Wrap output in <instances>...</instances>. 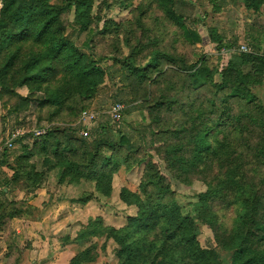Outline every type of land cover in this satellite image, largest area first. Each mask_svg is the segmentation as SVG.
Wrapping results in <instances>:
<instances>
[{
    "label": "trees",
    "instance_id": "16d2710c",
    "mask_svg": "<svg viewBox=\"0 0 264 264\" xmlns=\"http://www.w3.org/2000/svg\"><path fill=\"white\" fill-rule=\"evenodd\" d=\"M151 2L164 20L181 30L187 45L200 42L199 35L185 27L175 12L174 0ZM208 2L217 12L221 0ZM240 4L258 13L264 0H241ZM93 9L94 0L57 4L53 0H0L1 105L15 101L8 109L14 114L28 110L32 102L39 111H48L44 135L30 146L20 145L12 158L6 148L0 153V168L11 172L0 181V227L15 218L31 221L36 211L26 202L24 208L23 202L5 201L4 191L32 194L49 172L55 173L58 186L89 182L93 193L110 198L117 167L122 164L129 169L127 153L137 151L132 133L141 139L142 132L132 127L129 135L115 131V142L109 117L87 137L80 136L79 125L60 126L57 120L65 116L75 121L106 82H116L115 98L122 91L127 101L121 102L129 105L121 115L140 113L151 136L149 150L162 157L175 181L188 185L196 179L205 191L195 197L191 211L184 213L173 199L167 178L156 164L146 162L139 192L122 188L118 195L121 204L136 209L135 215L119 229L90 222L96 227L82 230L76 241L82 245L92 237H103L113 242L117 264H264V103L256 92L264 85V40L253 39V48L243 53L233 50L218 29L207 28L209 42L228 54L226 64L217 69L203 56L188 62L182 55L162 50L137 21L140 38L132 46L126 42V56L111 58V67L118 66L111 73L110 67L102 65L108 59L83 53L65 34L69 20L86 32L93 22ZM107 28L104 24L100 34ZM168 71H172L170 83L166 82L158 98H152L151 88ZM22 89L27 96L19 94ZM204 91L206 95L201 96ZM177 113L176 126L162 125L163 115ZM22 139L17 137L16 142ZM120 149L126 152L120 159L103 154ZM144 162L139 159L136 165ZM92 197L85 195L75 202L85 205ZM202 226L213 233L215 248L200 246ZM217 248L227 254V261ZM96 258L95 246L89 244L67 264H92Z\"/></svg>",
    "mask_w": 264,
    "mask_h": 264
},
{
    "label": "rangeland",
    "instance_id": "374dc122",
    "mask_svg": "<svg viewBox=\"0 0 264 264\" xmlns=\"http://www.w3.org/2000/svg\"><path fill=\"white\" fill-rule=\"evenodd\" d=\"M175 12L183 18L185 27L195 31L200 38V42L194 46H189L182 37L180 29L174 27L171 23L164 20L161 13L156 9L151 0H94L93 22L86 32H80L78 26L69 20L66 25L65 34L68 39L74 43L83 53L91 52L96 59H108L102 65L110 67L113 73L118 66L111 67L112 57L120 58L126 56L129 52L128 43L132 46L136 40L140 38V31L137 29V21H141L144 28L147 29L149 35L159 41V46L162 50L168 53H177L184 56L188 62H193L197 57L203 56L208 65L212 68L221 69L228 59V54L223 51H217L216 45L209 42L207 37V28L214 27L224 36L226 43H231L234 49H240L241 46H246L250 50L253 48V39L264 40V6L261 7L258 13L246 11L240 4L241 0H221L217 12L212 11V7L208 0H174ZM60 0H53L57 4ZM145 12V14H143ZM71 19V16L69 17ZM98 19V20H97ZM113 25H110V23ZM108 25V28L103 34H100L102 27ZM116 29V32L114 31ZM128 43L126 44V42ZM168 70V69H167ZM172 71H168L159 85L151 88V97L158 98L166 88V82L171 81ZM217 80V78L215 77ZM175 84V83H174ZM179 85L178 83H176ZM176 86V85H175ZM118 85L106 82V85L99 90L97 96L92 100L87 111L95 113L97 118L91 126L90 130L97 127L99 123L105 121L111 122L114 125V130L110 135L113 141H118V135L115 131H120L125 135L132 132L130 127L137 132H142L141 139L136 133H132V143L135 144L137 151L135 153H127L129 155V169L119 164L112 177V193L110 198H102L93 193L92 183H83L75 189H64L59 187V192L53 180L49 184L51 198L48 207L57 206V197H66L65 201L73 200V204L63 203L60 208L55 211L47 209L45 217L42 218L45 222H37L40 218V213L35 211L32 213L31 222L35 225L25 228V250H29L33 243H36L38 251L48 250V253L57 254L56 264H67L68 260L86 248L89 244L95 246L97 258L92 264H117L114 256L116 245L111 241H104L103 237H92L89 243L82 245L76 241L78 234L86 229L92 231L98 223H102L106 227L119 229L125 225L128 217L134 216L136 209L134 207H125L118 200L119 192L122 188H126L131 192H139L138 186L141 181L142 173L146 162H152L157 165L160 172L167 178L173 192V199L182 208L184 213H189L192 209V204L196 201L195 197L205 191L203 183L196 179H192L188 185L177 182L166 169V165L155 151L149 150L151 136L146 129V123L143 122L139 112L133 111L128 115H121V120L115 122L108 115V110L115 104H120L123 110H128L126 103V94L120 91V98H115L118 94ZM176 88H178L176 86ZM22 96H27V91L22 89L19 91ZM173 94V93H169ZM205 96L206 92L200 94ZM186 100L185 97L181 98ZM15 101L7 106L1 105L0 102V153L6 147V143L10 140L13 145L7 150L8 157H13L19 152V146L31 144L33 141L25 140V137L30 136L33 131L40 127H46L47 110L39 111L36 104L32 102L28 110L19 113H10L8 109ZM264 103V100H262ZM122 110V111H123ZM145 115V114H144ZM40 118V122H38ZM79 116L75 121L71 122L65 116L58 118L57 125L71 123L72 127L77 126ZM179 121V114L163 115L162 125L176 126ZM128 127V128H127ZM156 128V127H155ZM157 129V128H156ZM15 133L23 137L22 143L16 142L13 139ZM18 137V138H19ZM142 143V144H141ZM27 144V145H28ZM125 149V148H124ZM124 149H120L116 154L112 151H104L105 156L113 155L116 159H120L126 153ZM150 155L151 159L147 155ZM145 159V162L139 166L136 161ZM3 174L10 175V171L3 168ZM53 175V174H52ZM52 177V176H51ZM58 186V185H57ZM18 190V189H17ZM24 191L13 193L10 202H23V199L32 197L27 195L22 196ZM85 195H93V199L85 205L77 204L75 201ZM6 199V200H5ZM17 199H19L17 201ZM5 201L7 198H4ZM26 200V203L28 202ZM28 204V203H27ZM59 204V202H58ZM216 207V206H215ZM217 210H221L217 208ZM55 211V212H54ZM51 212V213H50ZM225 213V212H224ZM228 214V213H227ZM92 228L90 222H95ZM45 224V225H44ZM198 242L204 249L215 248V240L213 233L207 226L200 228ZM44 247V248H43ZM220 256L224 260H228L227 254L221 252L218 248ZM44 259V256L41 258ZM42 261V260H41ZM37 264H40L37 262ZM46 264V262L42 263Z\"/></svg>",
    "mask_w": 264,
    "mask_h": 264
},
{
    "label": "crops",
    "instance_id": "0c3cea01",
    "mask_svg": "<svg viewBox=\"0 0 264 264\" xmlns=\"http://www.w3.org/2000/svg\"><path fill=\"white\" fill-rule=\"evenodd\" d=\"M257 94H259L260 99L264 100V85L261 88L257 89ZM25 140L30 141L31 138H26ZM28 144V143H27ZM31 144H28L30 146ZM11 163V160L9 161ZM39 167V166H38ZM4 167L0 168V181L7 179L8 174H3L1 171ZM40 169L44 170L41 165ZM53 174V175H52ZM9 176V175H8ZM52 176V177H51ZM45 180L43 184L38 188L34 193L27 194V196L32 197L31 201L29 199H23V204L25 208V202L28 201L27 205L35 209L40 213V218L36 221L44 223L45 221L42 219L45 217V212H49V209L57 211L60 208V205H64L63 203L73 204V200L70 199L69 201H65L66 197L58 196L55 201L57 202V206H50L49 200L51 198V191H49V182L52 178L55 181L56 185V177L54 172H49L45 176ZM51 179V182L53 181ZM83 183L88 182H80L78 185H71V186H57V192H59V187L64 189H75L80 187ZM18 190H8L4 191L5 198L7 200L13 197V193L17 192ZM22 196H25V193L21 192ZM12 196V197H11ZM26 197V196H25ZM19 199H17L18 201ZM10 201V200H9ZM76 203V202H75ZM48 209V210H47ZM54 211V212H55ZM51 213V212H50ZM35 225L33 222L29 220H25V218L21 219H12L3 224L0 227V264H37V262L46 264H56V260L58 258L57 254L48 253V250H40L38 251V247H36V243H33L29 250H25V228H29L30 226ZM45 225V224H44ZM44 248V247H43ZM44 256V259H41ZM42 260V261H41ZM69 261V260H68Z\"/></svg>",
    "mask_w": 264,
    "mask_h": 264
},
{
    "label": "built area",
    "instance_id": "2783aa9c",
    "mask_svg": "<svg viewBox=\"0 0 264 264\" xmlns=\"http://www.w3.org/2000/svg\"><path fill=\"white\" fill-rule=\"evenodd\" d=\"M239 51L243 53L250 52V49L246 46H241ZM122 106L120 104H115L111 106L108 110V115H110L111 119H113L115 122H119L121 120V112H122ZM97 116L95 113H90L87 110H84L80 113L79 119L77 122V125L81 127V132L79 133L82 137H87L88 132L90 131L91 126L93 125L94 121L96 120ZM46 127H41L40 129H37L36 131L32 132L31 140L33 141L35 138H39L40 136L44 135L46 132ZM20 134L15 133L13 135V139L19 137ZM12 147V140L6 143V149H10Z\"/></svg>",
    "mask_w": 264,
    "mask_h": 264
},
{
    "label": "water",
    "instance_id": "95a60500",
    "mask_svg": "<svg viewBox=\"0 0 264 264\" xmlns=\"http://www.w3.org/2000/svg\"><path fill=\"white\" fill-rule=\"evenodd\" d=\"M41 264V263H40Z\"/></svg>",
    "mask_w": 264,
    "mask_h": 264
}]
</instances>
